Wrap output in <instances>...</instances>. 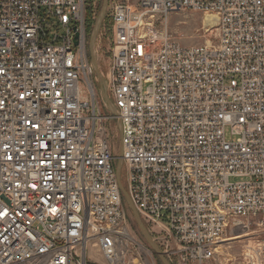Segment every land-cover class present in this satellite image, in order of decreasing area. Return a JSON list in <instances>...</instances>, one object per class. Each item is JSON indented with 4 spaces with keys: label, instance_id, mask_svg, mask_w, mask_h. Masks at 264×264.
<instances>
[{
    "label": "built area",
    "instance_id": "built-area-1",
    "mask_svg": "<svg viewBox=\"0 0 264 264\" xmlns=\"http://www.w3.org/2000/svg\"><path fill=\"white\" fill-rule=\"evenodd\" d=\"M99 1L0 0V264H149L117 158L170 264L244 234L240 264H264V0H108L110 116L84 53ZM179 11L211 13L215 43L173 39Z\"/></svg>",
    "mask_w": 264,
    "mask_h": 264
},
{
    "label": "rangeland",
    "instance_id": "rangeland-1",
    "mask_svg": "<svg viewBox=\"0 0 264 264\" xmlns=\"http://www.w3.org/2000/svg\"><path fill=\"white\" fill-rule=\"evenodd\" d=\"M103 5V0H100L98 12L91 22L90 26L87 28L84 22L85 30V46L84 53L86 54L87 60L95 68V75L97 76V82H95V88L97 92L98 104L100 106L101 113H104L107 116L111 115L112 106L110 104L109 95L106 92L102 84V72L106 71L109 62H110V53H111V30H110V21L108 13V0L105 8L104 16L101 21L100 27L97 30L96 34H93L96 23L98 21V16L100 9ZM208 14L194 13L191 11H179L176 13H171L167 19V30L170 36L180 42L183 45H197V44H208L215 43V25H208L206 22ZM59 33L62 32L61 29L58 30ZM107 126L109 127L110 136L112 138V150L115 156L120 154V143L119 138L117 137L119 132L118 120L110 119ZM226 140L234 139V136L230 135L229 127L224 129ZM120 161L117 158L115 162V168H119V178L121 180V187L123 191L126 190V171L123 165H119ZM243 180V178L230 177V182H236ZM126 192V191H125ZM129 225L133 232L136 234L138 239L144 244V246L149 251L146 256V261L149 264H159L157 255L154 253L152 248L146 243L141 234L139 233L137 226L134 222L132 212L128 207L126 201L123 202ZM128 208V211L127 209ZM141 220V219H140ZM142 222V221H141ZM145 227L151 241L156 245L149 228L142 222ZM244 242V237L237 240H231L230 245L221 247V254L219 258H216V261L212 264H240L241 250ZM157 247V245H156ZM158 248V247H157ZM159 250V249H158ZM165 257V256H164ZM166 259V258H165ZM167 260V259H166ZM168 261V260H167Z\"/></svg>",
    "mask_w": 264,
    "mask_h": 264
},
{
    "label": "water",
    "instance_id": "water-1",
    "mask_svg": "<svg viewBox=\"0 0 264 264\" xmlns=\"http://www.w3.org/2000/svg\"><path fill=\"white\" fill-rule=\"evenodd\" d=\"M106 5H107V0H103V5L100 9V13H99V16H98V21L96 23V26H95V29H94V32L93 34H96L97 30L99 29L100 27V24H101V21L103 19V16H104V12H105V8H106ZM75 31V29H73ZM77 35L78 33L75 31V41H74V46L77 45V41H76V38H77ZM119 165L121 166V162L119 163ZM116 174H117V177L119 179V168L116 169ZM120 191H121V194L122 196L124 197L128 207L130 208L131 212H132V215H133V219H134V222L137 226V229L139 231V233L141 234V236L143 237V239L146 241V243L152 248V250L154 251V253L157 255V257L159 258L160 262L162 264H170L164 257V255L158 250V248L156 247V245L151 241L145 227L143 226L137 212L135 211L132 203L130 202L129 200V197L127 196L126 192L123 191L122 187H120Z\"/></svg>",
    "mask_w": 264,
    "mask_h": 264
},
{
    "label": "bare ground",
    "instance_id": "bare-ground-1",
    "mask_svg": "<svg viewBox=\"0 0 264 264\" xmlns=\"http://www.w3.org/2000/svg\"><path fill=\"white\" fill-rule=\"evenodd\" d=\"M206 14L210 15V16H207V18H206V22L208 23V25H212V26L215 25L216 24L215 17L211 13H206ZM243 237H245V234L244 235H237L235 237L225 238L222 241H228L229 242L231 240L241 239Z\"/></svg>",
    "mask_w": 264,
    "mask_h": 264
},
{
    "label": "trees",
    "instance_id": "trees-1",
    "mask_svg": "<svg viewBox=\"0 0 264 264\" xmlns=\"http://www.w3.org/2000/svg\"><path fill=\"white\" fill-rule=\"evenodd\" d=\"M100 2V1H99ZM98 7H99V3H98ZM97 12H98V8H97ZM96 12V13H97ZM93 21V19L91 18V13H90V5L89 3L87 4L86 6V16H85V26L88 28L91 24V22ZM122 201L125 203V199L124 197L122 196ZM127 211H128V208H126ZM131 211V210H130ZM158 258V257H157ZM158 262L159 264H162L158 258Z\"/></svg>",
    "mask_w": 264,
    "mask_h": 264
}]
</instances>
